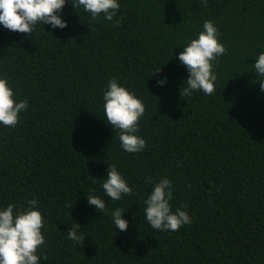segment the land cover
Returning <instances> with one entry per match:
<instances>
[{
    "label": "trees",
    "instance_id": "trees-1",
    "mask_svg": "<svg viewBox=\"0 0 264 264\" xmlns=\"http://www.w3.org/2000/svg\"><path fill=\"white\" fill-rule=\"evenodd\" d=\"M120 2L111 22L67 3L66 28L0 26V74L29 102L15 127L0 126V207L38 200L46 221L39 264H264V91L253 72L264 51V0ZM205 20L226 47L215 92L181 96L188 72L177 57ZM113 77L145 104L140 153L124 151L104 119ZM109 164L133 189L119 201L101 187ZM163 177L173 183V210L187 204L192 218L178 231L144 219V200ZM86 194L102 197L105 210ZM117 207L127 231L112 223ZM74 222L82 243L66 238Z\"/></svg>",
    "mask_w": 264,
    "mask_h": 264
},
{
    "label": "clouds",
    "instance_id": "clouds-1",
    "mask_svg": "<svg viewBox=\"0 0 264 264\" xmlns=\"http://www.w3.org/2000/svg\"><path fill=\"white\" fill-rule=\"evenodd\" d=\"M67 3H71L75 11L80 9L88 13L91 20L110 22L121 8L120 0H0V26L20 33L36 32L41 25H49L53 30L66 28L68 22L62 13ZM182 48L177 58L186 68L188 76L183 81L181 96H190L198 91L205 95L214 94L218 79L214 71L215 63L226 53L215 23L205 20L202 31ZM253 66L261 91H264V51L258 52ZM167 81L165 76L157 84L163 87ZM17 96L18 90L14 89L8 77L0 74V126L15 127L20 114L27 110L28 100L18 99ZM102 101L106 123L114 131L119 130L120 147L128 153L142 152L146 147V140L139 135V121L146 110L143 99L113 77L102 93ZM102 180L104 195L113 201H119L133 192L116 164H109L107 176ZM173 191L172 180L163 177L153 184L147 194L144 219L153 230L178 231L192 223L187 204L173 210ZM86 199L98 213L105 210L106 202L102 197L86 194ZM125 212L119 207L111 211L115 230L127 231L129 221L124 218ZM45 223L35 198L20 208L11 203L0 207V264H39L41 257L45 258L38 254V249L45 244ZM81 227L79 223H71L66 238L82 243L86 236L80 231Z\"/></svg>",
    "mask_w": 264,
    "mask_h": 264
}]
</instances>
